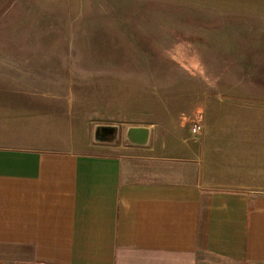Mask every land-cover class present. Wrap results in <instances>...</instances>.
<instances>
[{
	"label": "crops",
	"instance_id": "crops-1",
	"mask_svg": "<svg viewBox=\"0 0 264 264\" xmlns=\"http://www.w3.org/2000/svg\"><path fill=\"white\" fill-rule=\"evenodd\" d=\"M19 49L0 45L1 70L23 67ZM45 83L0 76V264H264L259 111L212 110L187 143L141 125L125 154H87L50 94L32 90Z\"/></svg>",
	"mask_w": 264,
	"mask_h": 264
},
{
	"label": "rangeland",
	"instance_id": "rangeland-1",
	"mask_svg": "<svg viewBox=\"0 0 264 264\" xmlns=\"http://www.w3.org/2000/svg\"><path fill=\"white\" fill-rule=\"evenodd\" d=\"M1 9L0 45H19L23 67L0 76L50 77L32 90L61 107V132L84 153L125 154L127 132L148 124L159 141L199 140L192 126L218 108L254 109L264 123V100L238 98L264 94V0H0ZM243 54L257 66L239 64Z\"/></svg>",
	"mask_w": 264,
	"mask_h": 264
},
{
	"label": "built area",
	"instance_id": "built-area-1",
	"mask_svg": "<svg viewBox=\"0 0 264 264\" xmlns=\"http://www.w3.org/2000/svg\"><path fill=\"white\" fill-rule=\"evenodd\" d=\"M204 128V123L198 122L192 126V131L194 134H201Z\"/></svg>",
	"mask_w": 264,
	"mask_h": 264
}]
</instances>
